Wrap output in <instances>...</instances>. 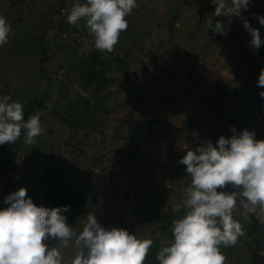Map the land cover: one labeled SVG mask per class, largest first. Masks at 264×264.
<instances>
[{"label": "rangeland", "instance_id": "374dc122", "mask_svg": "<svg viewBox=\"0 0 264 264\" xmlns=\"http://www.w3.org/2000/svg\"><path fill=\"white\" fill-rule=\"evenodd\" d=\"M84 2L0 0V15L13 29L0 47V98L45 103L33 114L45 129L35 144L24 143L26 133L9 144L12 162L0 177V210L21 188L43 206L40 173L54 161L80 199L70 226L79 232L87 214H95L106 229L152 239L145 264H159L161 240L172 239V221L184 212H173V205L182 204L191 180L177 152L209 140L217 145L221 136L245 129L264 140V86H258L264 45L250 46L252 37L236 16L219 17L224 34L210 32L211 0H137L115 50L101 52L84 21L78 27L66 22L74 4ZM242 16L264 40L255 18L264 16V0H251ZM95 50L98 63L92 62ZM93 66L109 78L101 88L98 79L88 81ZM86 114L95 117L94 127L71 123ZM156 115L166 118L149 122ZM241 212L238 207L234 218L246 235L222 249L226 264H264V225ZM73 254L66 250L69 259Z\"/></svg>", "mask_w": 264, "mask_h": 264}, {"label": "clouds", "instance_id": "9594fccd", "mask_svg": "<svg viewBox=\"0 0 264 264\" xmlns=\"http://www.w3.org/2000/svg\"><path fill=\"white\" fill-rule=\"evenodd\" d=\"M213 16L240 17L250 33V46L264 45L259 29L242 16L251 0H211ZM138 7L137 0H85L75 3L66 22L79 26L81 21L98 51L111 53L120 36L129 27L126 19ZM264 26V16L255 17ZM213 32L224 34L221 21L207 20ZM13 34L7 18L0 15V47ZM258 86H264V69ZM259 95L264 97V91ZM26 130L24 143L33 145L42 135L40 115L26 121L24 105L0 98V145L14 144ZM236 132L235 127L231 129ZM245 129L230 138L221 136L214 145L207 141L195 150H188L179 163L186 165L190 185L185 188L182 204H174L173 212L184 210L174 219L169 231L171 240H161L156 254L159 264H226L222 249L234 247L246 235L242 223L234 218L238 207L250 219L255 214L264 225V140ZM231 185L237 191H218ZM0 210V264H145L154 244L152 239H139L123 228L106 229L95 214L88 213L81 231L67 223L63 214L70 205L56 208L37 206L21 188L9 194ZM56 241L50 245L47 241ZM73 249L69 259L66 250Z\"/></svg>", "mask_w": 264, "mask_h": 264}, {"label": "trees", "instance_id": "16d2710c", "mask_svg": "<svg viewBox=\"0 0 264 264\" xmlns=\"http://www.w3.org/2000/svg\"><path fill=\"white\" fill-rule=\"evenodd\" d=\"M219 20V17L213 18V23ZM240 21L238 20V24ZM210 32H213L209 29ZM94 56L92 57L93 63H98L99 53L98 51L93 52ZM257 72V71H255ZM98 79V88L104 86L108 79L105 77L103 72L98 71L94 66L91 68L88 81H94ZM45 103L44 99L39 97H33L30 101L24 105V117L25 121L32 116L38 108H44ZM165 115H156L153 119H149V122H157L165 119ZM68 120V118H67ZM74 121L71 123L78 122L81 126L85 127H94L95 126V117L91 114H86L85 117L77 119L74 117ZM26 133V130H22V135ZM2 150V157H0V177L5 174L12 162V154L9 148V144L0 145ZM188 150L184 149L177 153H180L182 156L186 155ZM36 190V189H35ZM39 190L44 193V205L43 207L47 208H56L70 205V210L63 213L67 217V221L74 215L77 207L79 206L80 199L77 194L73 191L70 185L67 182L65 174L62 172L61 167L58 163L54 161H49L43 165L39 178ZM95 201H98V197H95Z\"/></svg>", "mask_w": 264, "mask_h": 264}]
</instances>
